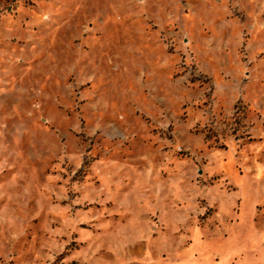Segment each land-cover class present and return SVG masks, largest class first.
<instances>
[{
	"label": "rangeland",
	"instance_id": "374dc122",
	"mask_svg": "<svg viewBox=\"0 0 264 264\" xmlns=\"http://www.w3.org/2000/svg\"><path fill=\"white\" fill-rule=\"evenodd\" d=\"M0 264H264V0H0Z\"/></svg>",
	"mask_w": 264,
	"mask_h": 264
}]
</instances>
